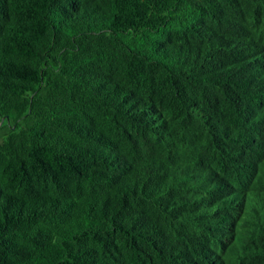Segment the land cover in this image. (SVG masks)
Segmentation results:
<instances>
[{"label":"trees","instance_id":"1","mask_svg":"<svg viewBox=\"0 0 264 264\" xmlns=\"http://www.w3.org/2000/svg\"><path fill=\"white\" fill-rule=\"evenodd\" d=\"M0 264H264V0H0Z\"/></svg>","mask_w":264,"mask_h":264}]
</instances>
